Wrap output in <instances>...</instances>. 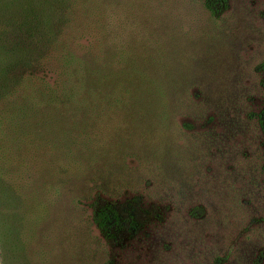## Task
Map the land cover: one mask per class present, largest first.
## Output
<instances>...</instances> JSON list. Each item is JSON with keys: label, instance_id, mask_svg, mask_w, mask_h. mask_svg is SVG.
<instances>
[{"label": "rangeland", "instance_id": "rangeland-1", "mask_svg": "<svg viewBox=\"0 0 264 264\" xmlns=\"http://www.w3.org/2000/svg\"><path fill=\"white\" fill-rule=\"evenodd\" d=\"M228 2L215 17L204 0H50L78 52L39 25L27 46L51 84L78 68L60 137L77 142L72 186L46 201L20 187L0 264H264V0ZM95 199L120 212L111 236Z\"/></svg>", "mask_w": 264, "mask_h": 264}, {"label": "trees", "instance_id": "trees-1", "mask_svg": "<svg viewBox=\"0 0 264 264\" xmlns=\"http://www.w3.org/2000/svg\"><path fill=\"white\" fill-rule=\"evenodd\" d=\"M204 3L215 17L229 7L228 0H204ZM58 6L59 9H52L50 0H0V210L2 207L9 210L1 216L7 214L16 222L12 225L16 235L20 219L16 204L21 201V189L27 194L33 192L34 198L44 194L46 201L53 192L54 199L56 192L61 196L62 189L68 195L72 186L64 172L71 164L67 162L70 146L72 152L77 142L70 131L68 143L60 137L64 134L63 124L71 118L74 98L66 81L78 68L62 71L67 78L61 85H57V77L51 84L50 67L35 60L43 55L40 49L36 43L27 46L32 30L39 25L42 31L50 33L59 51L64 52L61 55L76 56L75 41L56 28L65 21L64 17L60 19L61 3ZM55 13H59L56 19ZM79 120L80 125L89 123L84 116ZM259 123L264 131V108ZM75 197L69 200L82 204V195ZM97 200L92 202L94 221L106 236H111L112 228L120 224L122 217L115 202L98 205Z\"/></svg>", "mask_w": 264, "mask_h": 264}]
</instances>
